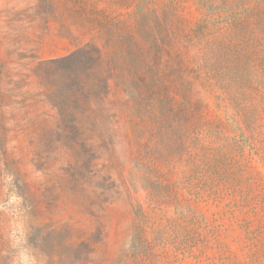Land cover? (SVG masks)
Instances as JSON below:
<instances>
[{"label": "rangeland", "instance_id": "1", "mask_svg": "<svg viewBox=\"0 0 264 264\" xmlns=\"http://www.w3.org/2000/svg\"><path fill=\"white\" fill-rule=\"evenodd\" d=\"M0 94V264H264V0H0Z\"/></svg>", "mask_w": 264, "mask_h": 264}, {"label": "trees", "instance_id": "2", "mask_svg": "<svg viewBox=\"0 0 264 264\" xmlns=\"http://www.w3.org/2000/svg\"><path fill=\"white\" fill-rule=\"evenodd\" d=\"M10 94H12V91H10ZM0 95H1L0 98L3 99V94H0ZM38 104H40V101H35L33 104H30L29 99H25L24 102L19 105V108L16 111L19 112L21 110H28L31 107H37ZM27 114L31 115L33 113L28 112ZM34 116L37 117L38 115H34ZM21 131H22V133H25L27 136H30L33 133V131L29 128L23 129ZM13 132H14L13 129H8V128L0 125V156H2V157L8 156V153L6 150V145L8 143L7 142L8 141V135L10 133H13Z\"/></svg>", "mask_w": 264, "mask_h": 264}]
</instances>
